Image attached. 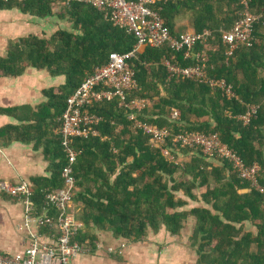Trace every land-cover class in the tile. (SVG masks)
Here are the masks:
<instances>
[{"label": "trees", "instance_id": "obj_1", "mask_svg": "<svg viewBox=\"0 0 264 264\" xmlns=\"http://www.w3.org/2000/svg\"><path fill=\"white\" fill-rule=\"evenodd\" d=\"M56 3L64 5L66 13L61 19L71 27H60L48 39L32 36L11 42L8 55L0 57V73L17 78L33 68L55 78L64 77L65 84L45 91L48 103L38 111L33 124L8 126L0 131V138L10 136L11 140L31 143L40 130L44 131L46 118L63 116L67 100L96 68L108 64L110 54L126 55L137 45L134 36L115 26L104 13L75 0H0V8H18L45 20L55 17ZM153 9L175 38L180 37L175 26L183 10L192 13L196 33L209 31L212 36L206 45H197L186 60L185 52L146 47L128 61L138 83L128 102L145 103L137 120L172 129L175 134L218 135L247 166H260L259 185L264 187V78L260 77V70H264V0L249 3V13L261 16L254 26L256 43L251 48H239L231 57L226 55L222 36L247 11L241 0L161 2ZM204 50L210 57L209 76L225 80L238 99H229L222 90L191 80L168 81L165 58L175 55L182 67H193L197 64L194 55ZM247 105L261 107L250 125L244 126L238 117L246 113ZM173 110L180 113L176 119ZM87 112L101 122L94 127L97 135L75 142L81 154L74 166V203L82 206L79 220L84 227L76 242L95 252L97 236L93 231L110 233L129 243H141L162 227L179 236L189 218H194L191 241L197 264H264V195L234 174L228 162L216 166L200 152L186 149L178 153L170 141L163 147L151 144L150 137L134 127L128 118L130 112L120 108L118 100L95 105ZM45 148L52 176L36 178L30 186L39 215L47 193L63 188L62 171L67 165L61 136ZM166 150L172 159L164 155ZM181 156L190 159L183 166L178 163ZM199 189L205 190L200 196L196 194ZM189 201L196 207L187 210ZM56 214L55 210L50 213Z\"/></svg>", "mask_w": 264, "mask_h": 264}, {"label": "built area", "instance_id": "obj_2", "mask_svg": "<svg viewBox=\"0 0 264 264\" xmlns=\"http://www.w3.org/2000/svg\"><path fill=\"white\" fill-rule=\"evenodd\" d=\"M79 3L89 4L105 14L115 26L125 29L129 35L137 39L135 49L122 55L112 53L108 64L98 67L94 73L87 77L80 88L67 100L66 110L60 118L61 146L67 159V165L62 171L64 186L58 191H50L45 197V206L42 214H38L34 207L30 185L22 182L11 184L0 181V195L15 197L22 202L25 208L24 230L29 233L28 246L21 254L2 255L0 264H72L85 249L75 241L76 235L83 230V224L77 221L70 213L71 206L77 191L74 166L81 154L75 147L77 139H87L97 135L94 127L101 122V118L89 114L88 109L95 105L110 103L118 100L119 107L130 112L129 119L134 122L135 128L140 129L150 137L151 144L159 147L165 146L169 141L179 153L189 149L200 152L208 160L228 162L234 174L242 181L250 183L252 189L264 195V187L259 185L261 168L255 163L247 166L241 157L216 134L179 133L172 129L142 123L137 120V113L144 105L139 102H128L129 94L138 89L135 71L128 61L134 59L141 48L168 47L175 53L185 52L184 58L189 59L197 45H206L211 32L184 33L179 38L173 37L165 25L159 12L153 9L157 3L179 2L182 0H75ZM247 10L234 27L225 32L222 41L227 47L226 55L231 57L241 47L251 48L256 43L254 26L261 16L249 13L250 0H241ZM197 64L193 67H182L176 56L165 58L163 66L168 74V81L191 80L206 84L214 89H220L224 95L231 99L236 95L233 88L225 80L213 79L208 74V55L204 52L194 55ZM260 106L247 105L246 113L238 120L244 126L250 125L257 116ZM173 118L180 113L172 111ZM164 155L169 157L166 150ZM170 158H172L170 156ZM57 212L51 216V211ZM55 230L58 235L53 243H47L38 233L41 230ZM36 230V231H35Z\"/></svg>", "mask_w": 264, "mask_h": 264}, {"label": "crops", "instance_id": "obj_3", "mask_svg": "<svg viewBox=\"0 0 264 264\" xmlns=\"http://www.w3.org/2000/svg\"><path fill=\"white\" fill-rule=\"evenodd\" d=\"M42 22L45 21L26 15L18 8H0V57H6L8 55L11 42H18L21 39L32 36L44 38L46 36V39H48L49 37L44 33L45 30L39 29ZM175 28L176 31L179 32V35L196 32L192 21V13L188 10H183L176 20ZM143 50L144 48H141L140 52ZM202 52L208 55V59L210 58L209 52L205 50L195 55ZM260 77L264 78V70H260ZM64 84V77L55 78L47 71H40L33 68L27 70L25 75L17 78L3 77L0 73V131L8 126L21 127L23 125H29V121L33 124V120H35L33 118L38 111L48 103L47 97L44 94L45 91L49 89H58ZM236 99H238L237 96ZM139 103L145 104L144 102ZM9 109L16 111L10 114H3V112H1L2 110ZM59 120L60 118H46L44 121L46 125L44 131L40 130V132L37 133L38 135L35 136V140L31 143H23L15 139L11 140L10 136L0 138V181L11 184L25 182L31 186L33 185V180L36 178H51L52 164L49 157L46 156L45 146L46 144L49 146L56 138L60 137ZM182 157L184 156L180 158ZM208 161L216 166L222 165L221 161ZM81 212L82 206L73 202L70 213L79 222H81L79 220ZM24 213V205L22 202H19L17 198L8 195H0V254H21L28 246L29 233L23 228ZM194 226V218H189L186 228L182 231L181 235L173 236L166 228L162 227L158 233L150 232L141 243H129L115 239L110 233L93 231L97 236V241L95 243L96 251L92 252V248L83 246L85 254L76 258L72 264H121L118 259L115 258L117 257L115 254L119 253L120 249H124L125 247L132 250L131 248L139 245L144 247L146 245L149 247L156 246L158 248L163 245L170 253L175 252L177 249L186 253L187 248L184 247V243L187 242L185 241L187 230L192 227L191 231L193 232ZM247 229L255 232V228L251 225H247ZM38 233L47 243H53L58 235L57 231H50L47 229L41 230ZM194 253L195 261L193 264H197L198 257L195 250ZM185 255L187 254L150 256L144 260L153 264L191 263L192 261Z\"/></svg>", "mask_w": 264, "mask_h": 264}, {"label": "rangeland", "instance_id": "obj_4", "mask_svg": "<svg viewBox=\"0 0 264 264\" xmlns=\"http://www.w3.org/2000/svg\"><path fill=\"white\" fill-rule=\"evenodd\" d=\"M63 4L61 3H56L53 7V12L55 13V17L53 18H49L44 20L45 22H42V24L39 26V29H44L45 30V34L47 35V37H50L51 35H53L60 27L63 28H70L71 24L67 21V20H62L61 17L63 15H65V11L63 10ZM46 38V36H45ZM170 158V156H169ZM172 159V158H170ZM189 158H179L178 163L181 164V166L185 165L186 163L189 162ZM204 189H199L196 191V194L198 196H200L201 194L204 193ZM179 197H182V194L179 195ZM194 207H196V204L189 201V205L186 208L187 210L189 209H193ZM192 227L189 228V230H187V234H186V239L184 243V247H186L187 252L184 253L182 250L177 249L175 250V252H169L167 248H165V246L162 245V247L158 248L156 246H135L133 248H131L132 250L128 249V247L124 248V249H120L119 253H116L115 255L117 257H115L116 259H118V261L121 264H153V263H148L147 260H144L147 257H156V256H170V255H184L187 254L185 256H187L192 262L189 263H185V264H193L195 259H194V248L192 247V241H191V237H192ZM109 253V252H108ZM198 257V256H197ZM189 261V260H187Z\"/></svg>", "mask_w": 264, "mask_h": 264}]
</instances>
